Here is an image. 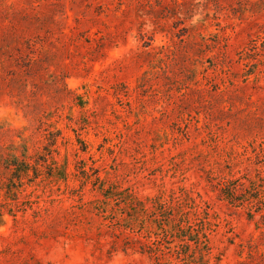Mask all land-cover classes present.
<instances>
[{"label": "rangeland", "instance_id": "374dc122", "mask_svg": "<svg viewBox=\"0 0 264 264\" xmlns=\"http://www.w3.org/2000/svg\"><path fill=\"white\" fill-rule=\"evenodd\" d=\"M261 1L0 0V264H158L128 194L199 204L210 264H264ZM58 130L7 198L3 158Z\"/></svg>", "mask_w": 264, "mask_h": 264}, {"label": "trees", "instance_id": "16d2710c", "mask_svg": "<svg viewBox=\"0 0 264 264\" xmlns=\"http://www.w3.org/2000/svg\"><path fill=\"white\" fill-rule=\"evenodd\" d=\"M260 3L264 9V1ZM58 135H60L59 130L52 139H49L52 141L51 144L44 146V151L36 152L34 156L28 155L26 146H22L20 155L11 153L3 158L2 167L7 173V180L1 185L3 184L7 198L16 200L18 193L27 182H34L44 174V169H48L47 161L53 159L52 152L55 151L50 147L56 144ZM41 154L47 157L42 159ZM52 164H56L55 160ZM54 169L56 170L57 167L55 166ZM100 189L108 199H112L115 195L114 190L109 192V186L104 188V184H101ZM235 193H237L236 188ZM233 195L231 200H235ZM124 198V205L129 209L125 228L141 234L145 232L147 238L154 237L152 241L149 239L148 242L139 243L142 253H147L158 264H177L170 260L172 255L183 260L184 264H210L212 247L209 231L212 224L206 210L199 211V204L189 205L184 199L175 196H171L169 200L162 196L150 198L149 204H147L148 198L143 201L130 194L125 195ZM1 207L0 205V227L5 223V212ZM169 244H174L172 249ZM218 259L216 257V264Z\"/></svg>", "mask_w": 264, "mask_h": 264}]
</instances>
